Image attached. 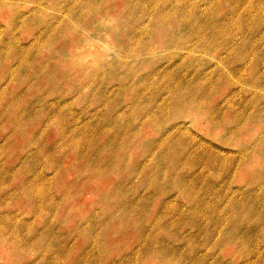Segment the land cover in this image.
I'll return each instance as SVG.
<instances>
[{
  "label": "rangeland",
  "instance_id": "rangeland-1",
  "mask_svg": "<svg viewBox=\"0 0 264 264\" xmlns=\"http://www.w3.org/2000/svg\"><path fill=\"white\" fill-rule=\"evenodd\" d=\"M0 264H264V0H0Z\"/></svg>",
  "mask_w": 264,
  "mask_h": 264
}]
</instances>
